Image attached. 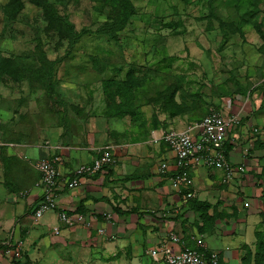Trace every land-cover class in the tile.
Masks as SVG:
<instances>
[{
	"label": "rangeland",
	"instance_id": "obj_1",
	"mask_svg": "<svg viewBox=\"0 0 264 264\" xmlns=\"http://www.w3.org/2000/svg\"><path fill=\"white\" fill-rule=\"evenodd\" d=\"M240 111L264 134V0H0V179L28 187L56 137L137 143ZM258 225L263 264L264 203ZM21 257L136 264L107 243Z\"/></svg>",
	"mask_w": 264,
	"mask_h": 264
},
{
	"label": "crops",
	"instance_id": "obj_2",
	"mask_svg": "<svg viewBox=\"0 0 264 264\" xmlns=\"http://www.w3.org/2000/svg\"><path fill=\"white\" fill-rule=\"evenodd\" d=\"M247 127H239L228 141L227 157L234 175L229 176L227 168L190 167L194 180L191 191L195 193L191 200L172 186L174 153L162 140L153 141L164 131L137 143L111 144L103 136L87 145L51 139L39 152L28 155L38 159L63 157L58 165L63 182L57 190L58 207L39 220L34 218V204L43 191L36 185L40 173L28 182L32 193L28 196L21 195L22 190H9L17 183L0 179V191H4L0 201V264H22L25 252L39 260V245L91 249L105 243L132 263L140 264L143 258L144 264H151L146 251L161 245L171 233L180 237V246L196 247V240L203 238L207 249L219 254L222 264H243L256 252L264 203V134H255ZM106 145L114 147L115 164L94 176L82 177L80 188L67 187L64 182L74 177L75 169L92 163ZM164 161L170 164L168 174L160 171ZM61 211L83 214L85 220L67 225L59 218ZM55 227L60 229L58 234Z\"/></svg>",
	"mask_w": 264,
	"mask_h": 264
},
{
	"label": "built area",
	"instance_id": "obj_3",
	"mask_svg": "<svg viewBox=\"0 0 264 264\" xmlns=\"http://www.w3.org/2000/svg\"><path fill=\"white\" fill-rule=\"evenodd\" d=\"M242 118V111L231 114L211 112L200 121L189 124L184 130L164 131L160 139H153L154 142L165 140L174 153L176 172L174 176H171V180L172 186L178 194L185 195L188 200L195 196V193L191 191L194 185L193 177L189 171L191 166L227 168L228 175H234L235 170L228 162L225 145L232 136L236 135V130L242 124ZM113 150L112 145L103 147L99 157H96L92 163L81 164L75 169L74 177L64 184L71 189L80 188L82 177L94 176L95 173L105 170V167L112 166L115 163ZM62 159L61 155H53L35 162L34 166L41 174L40 182L38 180L36 185L38 187L41 185L43 188L42 193L37 195L33 208V216L36 220L58 207L57 190L63 185L58 165ZM169 165L168 161H164L160 167L161 173L168 174ZM31 194L30 188L21 192L23 196ZM106 217L110 218L111 214L107 213ZM59 218L70 226L77 221L85 220L83 214L71 215L66 211H61ZM100 231L104 232V229ZM54 232L58 234L59 227H55ZM180 242V237L171 233L165 242L158 247L149 248L147 252L163 264H221L220 256L216 252L212 251L208 257L205 255L204 251H208V249L203 238L196 240L197 248L180 246ZM199 249L204 251H199Z\"/></svg>",
	"mask_w": 264,
	"mask_h": 264
},
{
	"label": "trees",
	"instance_id": "obj_4",
	"mask_svg": "<svg viewBox=\"0 0 264 264\" xmlns=\"http://www.w3.org/2000/svg\"><path fill=\"white\" fill-rule=\"evenodd\" d=\"M201 120V119H200ZM200 120H198V121H200ZM163 142H165V140H163ZM166 143V142H165ZM167 144V143H166ZM228 141H227V143H226V152H228ZM107 167H109V166H107ZM106 168V167H105ZM211 168V167H210ZM176 172V171H175ZM175 172H172V175L171 176H174V174H175ZM191 174V173H190ZM192 176V175H191ZM4 178H7L8 179V177H6V176H4ZM39 180V179H38ZM37 180V181H38ZM8 181H9V179H8ZM13 181V180H12ZM17 181H19L20 183L17 185V186H9V190L10 191H12V192H17V191H21V190H24V189H27L28 187L27 186H25V184L23 185L22 184V181L24 182V180H22V179H18V180H14L13 182H15V183H17ZM10 182V181H9ZM27 187V188H26ZM22 192V191H21ZM186 192V191H185ZM192 199V198H191ZM191 199H189V200H191ZM202 207H205V205H202V204H200ZM206 212H207V210H204V212L202 213V215H203V217H204V215L206 214ZM261 231V230H260ZM260 231H258L257 232V248H256V252H255V254L254 253H250V255L247 257V258H245L244 259V261H243V264H252V262H254V264H259V262H260V260H261V257L259 256V254H260V243H261V240H260V238H259V236H260ZM190 248H197V246L196 247H190ZM199 251H204L203 249H199ZM205 252V255L208 257L210 254H211V252L212 251H210V250H208V251H204ZM222 262V260H221V257H220V263ZM222 264V263H221ZM263 264H264V259H263Z\"/></svg>",
	"mask_w": 264,
	"mask_h": 264
}]
</instances>
